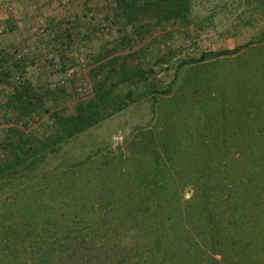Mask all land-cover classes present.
Wrapping results in <instances>:
<instances>
[{
    "label": "rangeland",
    "instance_id": "rangeland-1",
    "mask_svg": "<svg viewBox=\"0 0 264 264\" xmlns=\"http://www.w3.org/2000/svg\"><path fill=\"white\" fill-rule=\"evenodd\" d=\"M0 264H264V0H0Z\"/></svg>",
    "mask_w": 264,
    "mask_h": 264
},
{
    "label": "trees",
    "instance_id": "trees-1",
    "mask_svg": "<svg viewBox=\"0 0 264 264\" xmlns=\"http://www.w3.org/2000/svg\"><path fill=\"white\" fill-rule=\"evenodd\" d=\"M96 122L97 120L92 119L89 116V113L79 112L78 116L76 117L59 119V129L61 130V133L65 134L66 136H73L82 132L86 127L93 125Z\"/></svg>",
    "mask_w": 264,
    "mask_h": 264
}]
</instances>
